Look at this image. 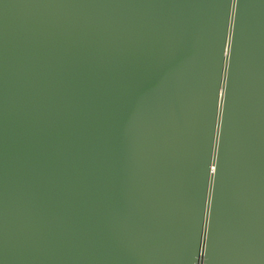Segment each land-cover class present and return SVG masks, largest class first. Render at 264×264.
Listing matches in <instances>:
<instances>
[{"label":"water","instance_id":"1","mask_svg":"<svg viewBox=\"0 0 264 264\" xmlns=\"http://www.w3.org/2000/svg\"><path fill=\"white\" fill-rule=\"evenodd\" d=\"M0 264H264V0H0Z\"/></svg>","mask_w":264,"mask_h":264}]
</instances>
